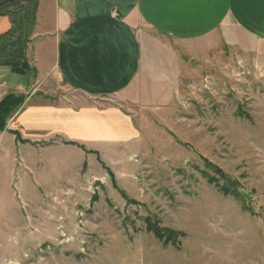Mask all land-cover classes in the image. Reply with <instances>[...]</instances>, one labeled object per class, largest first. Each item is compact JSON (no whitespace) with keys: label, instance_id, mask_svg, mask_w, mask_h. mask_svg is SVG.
Here are the masks:
<instances>
[{"label":"rangeland","instance_id":"374dc122","mask_svg":"<svg viewBox=\"0 0 264 264\" xmlns=\"http://www.w3.org/2000/svg\"><path fill=\"white\" fill-rule=\"evenodd\" d=\"M32 1L4 7L24 27L13 44L19 34L31 42ZM176 47L177 97L126 106L141 135L120 161L92 156L76 176L56 160L44 171L38 155H2L0 264H264V62ZM51 84L46 101L74 95ZM226 179L242 201L220 191ZM149 220L182 233L180 242L159 240Z\"/></svg>","mask_w":264,"mask_h":264},{"label":"crops","instance_id":"0c3cea01","mask_svg":"<svg viewBox=\"0 0 264 264\" xmlns=\"http://www.w3.org/2000/svg\"><path fill=\"white\" fill-rule=\"evenodd\" d=\"M35 1L26 49L35 71L0 64V102L27 96L0 128L1 160L4 153L38 155L44 171L56 160L76 176L89 171L92 156L120 161L141 135L126 106L163 107L177 97L184 69L178 44L192 58L224 52L264 62V0ZM14 26L9 12L0 14V38ZM49 84L74 95L46 101Z\"/></svg>","mask_w":264,"mask_h":264},{"label":"trees","instance_id":"16d2710c","mask_svg":"<svg viewBox=\"0 0 264 264\" xmlns=\"http://www.w3.org/2000/svg\"><path fill=\"white\" fill-rule=\"evenodd\" d=\"M34 2L35 6L32 8L30 12L31 16V31H33L35 26V18L37 13V5L36 1ZM5 8L0 9V14L5 12ZM12 17V16H11ZM13 18V17H12ZM22 18V16H21ZM17 18L13 19V23ZM29 19V18H28ZM16 23V22H15ZM18 23V22H17ZM14 26L11 33L7 36H3L0 38V64L1 65H9L12 69L19 73H30L35 71L34 68H31L28 64V59L26 56V49L28 45V36L27 38H22L19 34L17 37L16 44H13L12 41L15 36V32L18 33L21 31L23 33L24 27ZM31 31L29 34H31ZM27 96L25 94H8L1 102H0V128L5 129L7 121L13 117L16 112L21 108V106L25 103ZM216 173H220L223 176V172L220 169H217ZM215 181L216 178H212ZM220 191L225 195H233L239 201H242L243 197L241 191L239 190V186H235L234 183L230 179H226L225 183L222 185L220 182L218 183ZM246 199V198H245ZM244 199V200H245ZM246 207V205H244ZM148 229L156 235V237L165 241L166 243H172L174 246L180 242V237L183 235L175 230L166 229L160 226L159 223L149 220Z\"/></svg>","mask_w":264,"mask_h":264},{"label":"water","instance_id":"95a60500","mask_svg":"<svg viewBox=\"0 0 264 264\" xmlns=\"http://www.w3.org/2000/svg\"><path fill=\"white\" fill-rule=\"evenodd\" d=\"M13 0H0V9L9 5Z\"/></svg>","mask_w":264,"mask_h":264}]
</instances>
